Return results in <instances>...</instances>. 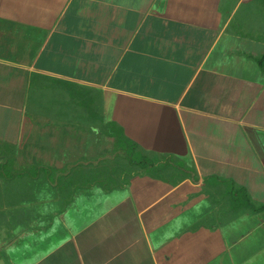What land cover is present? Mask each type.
<instances>
[{
    "label": "crops",
    "instance_id": "1",
    "mask_svg": "<svg viewBox=\"0 0 264 264\" xmlns=\"http://www.w3.org/2000/svg\"><path fill=\"white\" fill-rule=\"evenodd\" d=\"M264 0H0V264H264Z\"/></svg>",
    "mask_w": 264,
    "mask_h": 264
},
{
    "label": "trees",
    "instance_id": "2",
    "mask_svg": "<svg viewBox=\"0 0 264 264\" xmlns=\"http://www.w3.org/2000/svg\"><path fill=\"white\" fill-rule=\"evenodd\" d=\"M259 64L264 69V57L259 61Z\"/></svg>",
    "mask_w": 264,
    "mask_h": 264
}]
</instances>
